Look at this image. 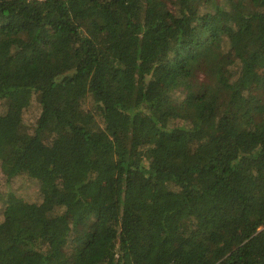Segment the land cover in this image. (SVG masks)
Wrapping results in <instances>:
<instances>
[{
  "label": "trees",
  "instance_id": "trees-1",
  "mask_svg": "<svg viewBox=\"0 0 264 264\" xmlns=\"http://www.w3.org/2000/svg\"><path fill=\"white\" fill-rule=\"evenodd\" d=\"M1 200L0 264H264V0H0Z\"/></svg>",
  "mask_w": 264,
  "mask_h": 264
},
{
  "label": "rangeland",
  "instance_id": "rangeland-1",
  "mask_svg": "<svg viewBox=\"0 0 264 264\" xmlns=\"http://www.w3.org/2000/svg\"><path fill=\"white\" fill-rule=\"evenodd\" d=\"M87 107H89V104L87 105ZM34 108V105L31 107L30 111L27 112L24 117L23 120L25 123H31V121L33 120L34 116H36V111H32ZM18 117V112L16 109H11L10 113L8 115V121L9 122H15V120ZM2 184V183H1ZM8 189L12 192H14L17 196L24 198L26 201H37L39 199L38 196V190H37V186L35 183L31 182V181H26V180H16L13 181ZM2 203L3 200L0 201V212L2 209Z\"/></svg>",
  "mask_w": 264,
  "mask_h": 264
}]
</instances>
